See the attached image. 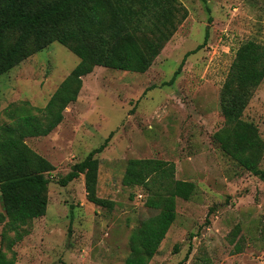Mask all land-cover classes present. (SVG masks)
I'll list each match as a JSON object with an SVG mask.
<instances>
[{
  "label": "rangeland",
  "instance_id": "rangeland-1",
  "mask_svg": "<svg viewBox=\"0 0 264 264\" xmlns=\"http://www.w3.org/2000/svg\"><path fill=\"white\" fill-rule=\"evenodd\" d=\"M178 2L186 18L147 72L96 67L62 123L48 136L26 139L56 169L46 215L24 228L12 251L15 234L7 232V240L0 225V252L8 259L14 253L15 264H123L131 232L157 214L146 206L145 191L122 183L131 159L172 162L178 180L196 185L190 200H177V218L149 264H264V180L213 140L224 125L221 91L236 50L247 41L264 46V0ZM79 61L53 43L0 76V126L12 123L6 114L12 106L45 107ZM243 118L264 142V81ZM106 140L95 156L97 195L114 202L112 210L88 201L84 175L66 187L57 183Z\"/></svg>",
  "mask_w": 264,
  "mask_h": 264
},
{
  "label": "trees",
  "instance_id": "trees-1",
  "mask_svg": "<svg viewBox=\"0 0 264 264\" xmlns=\"http://www.w3.org/2000/svg\"><path fill=\"white\" fill-rule=\"evenodd\" d=\"M185 18L178 0H0V76L53 43L66 47L80 60L45 107H32L28 102L12 106L6 111L12 123L0 126V193L5 211L0 213V225L5 227L7 240L9 232L15 234L8 245L10 251L27 233L24 228L46 215L47 189L56 169L33 151L26 139L48 136L62 123L65 109L78 100L83 78L96 67L147 72ZM207 39L208 33L204 44ZM204 44L185 54L165 85L173 84L186 59ZM228 70L221 91L224 125L213 134V140L242 168L264 180V168L260 167L264 142L255 124L243 118L264 81V46L245 42L236 50ZM108 141L57 183L66 187L84 175L88 201L112 210L115 203L97 195L99 161L95 156ZM122 183L145 191L146 206L157 211L131 232L123 264H149L177 218V200H190L196 185L178 180L175 164L160 159L129 160ZM15 263L14 253L8 259L0 252V264Z\"/></svg>",
  "mask_w": 264,
  "mask_h": 264
}]
</instances>
